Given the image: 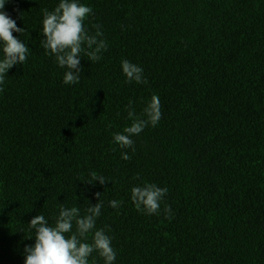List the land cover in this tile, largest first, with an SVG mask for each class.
<instances>
[{
	"label": "trees",
	"instance_id": "1",
	"mask_svg": "<svg viewBox=\"0 0 264 264\" xmlns=\"http://www.w3.org/2000/svg\"><path fill=\"white\" fill-rule=\"evenodd\" d=\"M78 2L93 9L85 27L101 25L107 51L95 63L81 53L75 85L41 47L43 9L60 0L3 10L29 53L0 85V264H24L36 215L54 225L63 204L83 216L97 193L96 229L111 237L114 264H264V0ZM123 59L148 84L126 83ZM153 95L161 120L132 137L134 152L121 150L113 134L132 123L129 101L142 116ZM92 172L108 183L82 182ZM145 183L168 189L158 215L131 201ZM93 262L104 264L95 252Z\"/></svg>",
	"mask_w": 264,
	"mask_h": 264
},
{
	"label": "clouds",
	"instance_id": "2",
	"mask_svg": "<svg viewBox=\"0 0 264 264\" xmlns=\"http://www.w3.org/2000/svg\"><path fill=\"white\" fill-rule=\"evenodd\" d=\"M8 0H0V49L3 58L0 59V85L5 82L9 70L16 65L26 62L29 53L28 47L13 33L24 32L17 27L16 21L4 10ZM93 14V9L78 0H60L53 11L43 9L42 32L44 39L41 47L45 55L54 56L55 62L60 68H66L63 83L75 85L80 83L81 53L89 61L95 63L102 58V52L107 51V42L101 39L103 32L101 25L96 24L95 34H91L85 27L86 19ZM122 72L126 77V83L148 84L144 76V70L137 64L127 59L121 61ZM0 87V92H3ZM127 118L132 121L122 132L113 134V143L121 150L131 148L133 152V136H138L149 126L156 127L162 118L161 103L157 95L143 108L142 116H137L133 101H129L126 109ZM115 151V149H113ZM122 160H130L131 156L122 151ZM139 179V175L133 177ZM99 182L101 185L108 183L105 177L91 173L90 181H82L87 184ZM168 189L160 188L156 184L145 183L143 186H134L131 189V201L138 211L151 216L160 213V204L167 195ZM99 202L86 209L85 215L81 216L77 207L66 208L61 204L58 217L54 225H49L44 215H36L28 224L29 231L34 230V237L27 239L35 240L34 245L24 249V264H89V257L95 252L104 261V264H114L117 252L112 247V239L106 234V229H96L97 218L101 215L103 202L97 193ZM122 201H109V206L117 209ZM165 219H171V206L164 207ZM75 226V230L73 228ZM95 229V231H93ZM91 233V243H88ZM95 264V262H93Z\"/></svg>",
	"mask_w": 264,
	"mask_h": 264
}]
</instances>
